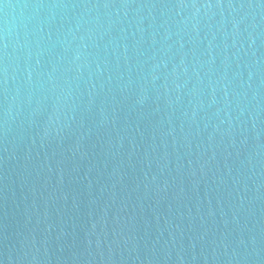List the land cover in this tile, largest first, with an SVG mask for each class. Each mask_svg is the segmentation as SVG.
Wrapping results in <instances>:
<instances>
[{
	"label": "water",
	"instance_id": "obj_1",
	"mask_svg": "<svg viewBox=\"0 0 264 264\" xmlns=\"http://www.w3.org/2000/svg\"><path fill=\"white\" fill-rule=\"evenodd\" d=\"M0 264H264V0H0Z\"/></svg>",
	"mask_w": 264,
	"mask_h": 264
}]
</instances>
